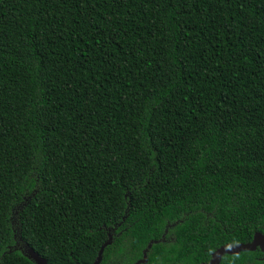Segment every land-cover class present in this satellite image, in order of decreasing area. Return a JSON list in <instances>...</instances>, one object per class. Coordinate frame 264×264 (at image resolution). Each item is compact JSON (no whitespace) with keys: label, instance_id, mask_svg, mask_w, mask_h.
Here are the masks:
<instances>
[{"label":"trees","instance_id":"trees-1","mask_svg":"<svg viewBox=\"0 0 264 264\" xmlns=\"http://www.w3.org/2000/svg\"><path fill=\"white\" fill-rule=\"evenodd\" d=\"M264 235V0H0V264H204ZM221 264H264L260 249Z\"/></svg>","mask_w":264,"mask_h":264},{"label":"water","instance_id":"water-1","mask_svg":"<svg viewBox=\"0 0 264 264\" xmlns=\"http://www.w3.org/2000/svg\"><path fill=\"white\" fill-rule=\"evenodd\" d=\"M112 244V235L109 234V240L102 246L98 258L96 259L94 264H101L103 261V256L105 249ZM152 247L150 245L148 247V250ZM27 249V257H29L32 261H34L36 264H48L47 260L41 258L38 254H36L32 249H30L28 246H26ZM257 249H260L261 252L264 254V235L261 233H257L254 236V239L251 243L247 244H238V245H226L218 249L215 253L212 255V259L208 263L204 264H221L222 259L226 255L235 256L239 255L242 252H254ZM144 253V259L142 261H139L137 264H147V251Z\"/></svg>","mask_w":264,"mask_h":264}]
</instances>
